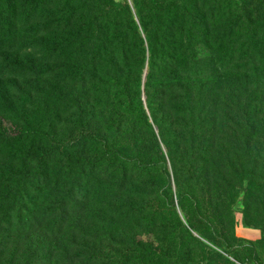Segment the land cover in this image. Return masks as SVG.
<instances>
[{
  "label": "rangeland",
  "instance_id": "rangeland-1",
  "mask_svg": "<svg viewBox=\"0 0 264 264\" xmlns=\"http://www.w3.org/2000/svg\"><path fill=\"white\" fill-rule=\"evenodd\" d=\"M138 1L0 0V264H146L140 247L165 244L160 234H146L150 213L141 212L163 202L167 208L171 193L165 188L170 183L175 190L188 170L179 164L180 130L188 128L182 134L195 140L188 154L195 162L201 160L195 149L210 140L214 128H239V112H264V71L247 100L230 113L227 89L220 88V57L210 59L198 45V64L185 73L189 89L180 103L170 104L176 98L156 77L160 65L146 87L151 47L132 6ZM82 3L90 13L79 11L69 24L73 5ZM237 4L228 0L232 8ZM126 22L136 25L144 44L132 49L144 58L115 72L105 54L96 57L111 46L100 34ZM124 30L128 41L137 34L133 26ZM239 79L246 87V77ZM261 119L247 130L263 125V132ZM212 138L219 141L220 135ZM258 144L264 147L262 134ZM185 188L177 190L182 194ZM242 209L238 193L235 235L259 240L262 233L255 228L259 237L241 235ZM202 241L205 246L194 248L189 264H222L220 249ZM241 252L247 264H264V242ZM173 257L172 251L171 262Z\"/></svg>",
  "mask_w": 264,
  "mask_h": 264
},
{
  "label": "trees",
  "instance_id": "trees-1",
  "mask_svg": "<svg viewBox=\"0 0 264 264\" xmlns=\"http://www.w3.org/2000/svg\"><path fill=\"white\" fill-rule=\"evenodd\" d=\"M235 1L238 3L235 8L228 5V0H139L134 3L132 6L136 10L138 24L151 47L147 57L146 87L149 75L154 74L153 68L160 65L156 77L163 80L166 91L176 98L170 104L180 103L182 92L189 89L185 73L190 64H198V45L208 49L210 59L220 57V88L223 91L227 89L224 102H229L228 111L235 112L238 107L234 105L247 100L250 86L256 83L257 75L264 71V0ZM84 6L85 3L73 5V11L67 18L69 24L79 11L90 13V10L82 9ZM85 18H81V21ZM115 20L113 18L110 23H115ZM98 22L96 20L93 26L96 27ZM126 26L135 27L132 32L137 33L134 22H126L114 25L107 36L105 32L100 34V37L111 41L108 43L111 46L106 47L104 52L98 51L96 57L105 54L110 68L115 72L121 70V66L128 67L132 60L136 59L139 63L144 58V54H140L142 51L134 52L132 49V44H144L140 34L132 35L128 41L126 34L129 30H124ZM215 26L219 27V33L215 32L212 36ZM198 36L200 40L196 42ZM96 62H93V66ZM240 75L246 77V87L240 82ZM262 83L264 85V79ZM195 87L190 82V90H195ZM170 109L166 107L167 111ZM260 119L264 120V112H239L238 116H234V121L240 124L239 128H235L236 124L227 128L220 126V131L214 128L210 132V140L203 142V147L195 149L194 155L201 159L195 162L188 157L195 140L190 138L191 135L185 137L182 134L189 131L188 128L180 130L178 143L182 150L179 164H187L188 170H183L184 176L177 178L175 190L170 183L165 188L171 193L167 208H164L163 202L158 208L146 205L141 212L143 215L150 213L146 234H160V242L165 244L163 248H158L154 243L143 244L139 250L142 261L146 264H189L192 251L205 246L204 240L220 249L222 264H247L242 256V247L251 250L256 242H264V147L258 144L261 134L264 140V131L258 130L263 125L251 126L247 130L249 125L258 123ZM213 133L220 135L219 141L212 138ZM239 139L245 144L240 143ZM202 161L203 167L198 170ZM183 185L186 188L181 194L177 187L181 191ZM238 193L242 194L244 226L262 233L257 241L239 238L234 233L233 213ZM175 206H178L183 221ZM164 209L167 212H163ZM114 218L110 214V220ZM167 222L172 223L171 226H165ZM53 238L51 235L48 241ZM184 239L189 243L184 245ZM172 251L175 257L171 262L169 257Z\"/></svg>",
  "mask_w": 264,
  "mask_h": 264
},
{
  "label": "crops",
  "instance_id": "crops-1",
  "mask_svg": "<svg viewBox=\"0 0 264 264\" xmlns=\"http://www.w3.org/2000/svg\"><path fill=\"white\" fill-rule=\"evenodd\" d=\"M241 235L243 237H252V238H256V237H259V232H257L255 229H252V228H247V227H244L242 228L241 230Z\"/></svg>",
  "mask_w": 264,
  "mask_h": 264
}]
</instances>
